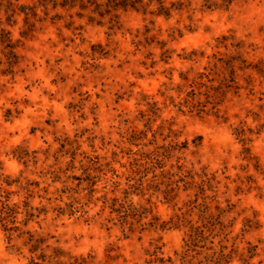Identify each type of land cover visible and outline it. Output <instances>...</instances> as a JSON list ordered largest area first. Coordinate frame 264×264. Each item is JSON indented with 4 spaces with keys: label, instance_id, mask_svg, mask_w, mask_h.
<instances>
[{
    "label": "rangeland",
    "instance_id": "obj_1",
    "mask_svg": "<svg viewBox=\"0 0 264 264\" xmlns=\"http://www.w3.org/2000/svg\"><path fill=\"white\" fill-rule=\"evenodd\" d=\"M119 1L0 0V264H264V0Z\"/></svg>",
    "mask_w": 264,
    "mask_h": 264
},
{
    "label": "trees",
    "instance_id": "obj_2",
    "mask_svg": "<svg viewBox=\"0 0 264 264\" xmlns=\"http://www.w3.org/2000/svg\"><path fill=\"white\" fill-rule=\"evenodd\" d=\"M118 4L121 7H127V6H129L131 8H134L136 6L137 2L135 0H120L118 2ZM7 41L9 42V44H8L7 47L8 48H11L12 46L10 45V40H7ZM4 209H7V207H3L2 210H0V223L5 220V218L3 217V210ZM31 241H33V240L31 239Z\"/></svg>",
    "mask_w": 264,
    "mask_h": 264
}]
</instances>
